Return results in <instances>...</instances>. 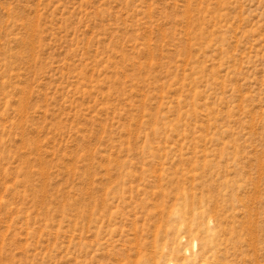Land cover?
<instances>
[{
	"label": "rangeland",
	"instance_id": "1",
	"mask_svg": "<svg viewBox=\"0 0 264 264\" xmlns=\"http://www.w3.org/2000/svg\"><path fill=\"white\" fill-rule=\"evenodd\" d=\"M0 264H264V0H0Z\"/></svg>",
	"mask_w": 264,
	"mask_h": 264
}]
</instances>
